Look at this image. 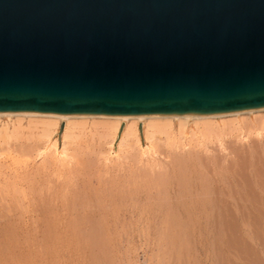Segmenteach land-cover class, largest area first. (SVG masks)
<instances>
[{"label":"rangeland","instance_id":"1","mask_svg":"<svg viewBox=\"0 0 264 264\" xmlns=\"http://www.w3.org/2000/svg\"><path fill=\"white\" fill-rule=\"evenodd\" d=\"M241 118L246 140L225 118L223 150L215 138L210 152L194 140L190 156L168 160L162 146L157 162L138 147L105 161L98 134L75 130L81 139L68 148L81 162L63 168L50 154L16 153L36 147L24 121L23 139L0 158V264H264V112ZM26 188L34 200L24 203Z\"/></svg>","mask_w":264,"mask_h":264},{"label":"water","instance_id":"2","mask_svg":"<svg viewBox=\"0 0 264 264\" xmlns=\"http://www.w3.org/2000/svg\"><path fill=\"white\" fill-rule=\"evenodd\" d=\"M260 110L264 0H0V114Z\"/></svg>","mask_w":264,"mask_h":264},{"label":"bare ground","instance_id":"3","mask_svg":"<svg viewBox=\"0 0 264 264\" xmlns=\"http://www.w3.org/2000/svg\"><path fill=\"white\" fill-rule=\"evenodd\" d=\"M262 112H264V110L237 112V113L222 114V115H215V116H157V115H153V116H137V117H113V116H94V115L57 116V115H41V114H30V113H27V114H0V119L5 118L6 120L10 121L13 124L12 126L14 128V129H11L12 130L11 131L8 127L9 125H7L6 122H5V124L7 126L6 125L3 126V124L0 125V146H1L0 147V149H1L0 150V158L2 156H4V153L6 151L9 150L8 149L9 146H10V148H11V146H13L14 143L12 142L13 143L12 144L11 141L14 140V138H16L18 135H20V137L22 136L20 134L21 133L20 130L24 129V125H23L24 121L28 122L26 124H28L29 129L31 128V129L37 130V132L34 131V132H36L35 133L36 147H34L33 150L29 151L27 149V147L24 146V149H27L28 151L23 149L22 152L24 154L22 152L21 153L16 152V153H18L19 156L22 157L26 153H27L26 155L29 156L28 154H30L32 151H34L36 153L35 158L36 159H42V160H44V158L50 154L52 156V159H54L53 162L56 161L57 164L59 163L58 166L57 165L56 166L59 167L61 165V168H63L62 166L71 167L70 164L73 165L72 167H74L75 164L78 166V163L81 162L79 160L77 162L76 158L78 156L76 157L73 153H71L72 151L69 152V148H68V146H70L69 144H73V143H75V141H77L76 139H79V140L81 139L78 136V134L75 132V130H78L79 134L82 135L83 133H85V131H87L91 128V131H90L91 133L94 130L96 132V134H98L100 142H101V140H103L105 142L104 144L106 145V147H108V149L104 151V154H105L104 156L106 159L105 161H114L115 159L120 160V159H122L120 154H122L123 152H125L127 150L130 151L131 149H134L135 147H138L140 149V154H141L140 157H142V158H144V157L149 158L150 157V158H152V160L154 158L158 159L157 156H160L162 153V151H160V149H163L162 146H165L166 149H168L167 153L169 152L168 153L169 156L167 158H169L168 160H170V159H172V157L178 156V155L190 156L192 154V148L191 147H192V142L194 140H195L194 142H196V145L198 146V148L204 149V151H206V152H210L207 144L215 138L219 142V144L223 150L224 149V145H223L224 144V142H223L224 141V134H223L224 132L223 131H224L226 125H228L227 121H225L223 119L234 117L235 119H232V123L235 125L237 123L239 125L238 126L239 128L237 127V129H236V131H238V133H239L238 137L244 139L243 129L240 128L242 121H243L241 117L247 116V115L252 116L255 113H262ZM176 126H178V128H176ZM121 127H123V128H122V131L119 133V129ZM59 129H60V135L61 136L58 135ZM25 131H28V130H25ZM25 131H23V132H25ZM31 133H32V131H31ZM92 134H95V133H92ZM257 135L259 137H263V135H264V122H263L262 127H261V132H257ZM23 136L21 139H23ZM61 139H63V145L59 146V142ZM144 140L147 143V146L145 148L142 147V141H144ZM244 140H246V139H244ZM116 144L119 145V151L116 152L117 154L114 156L115 153H113V151H114V147H116ZM29 147L33 148L32 145H29ZM16 148H17V146L15 147L14 150H16ZM31 148H29V149H31ZM103 148H104V146H103ZM17 149H20V148H17ZM11 150H12V148H11ZM193 153H195V152H193ZM32 154H34V153H32ZM17 156L18 155H16V157ZM51 156H49L48 158L51 159ZM99 156H100V154H99ZM148 158H146V159L144 158V160H148ZM175 158H177V157H175ZM96 159H97V157H96ZM135 160H137V159H135ZM154 160H153V162H154ZM159 160H161V159H158L157 161H159ZM31 161H32V159H31ZM47 161L45 160V162H47ZM143 161L141 159L140 162H143ZM151 161H150V163H151ZM56 162H55V164H56ZM169 162L171 163V161H169ZM41 163L42 162H40V164ZM43 163H44V161H43ZM22 164H20V165H22ZM155 165H157V164H155ZM169 165H171V164H169ZM153 167H155V166H153ZM68 169H70V168H68ZM29 178H30V176H29ZM27 180L29 181V179H27ZM26 184L29 185V183H27V182H26ZM17 185H19V184H17ZM32 187H34V186H32ZM32 187L29 189L31 191L35 192L36 186L34 187V189ZM21 190H23V189H21ZM29 192L30 191H28V188H26V190L24 189L21 192V194H22L21 199L24 201V203H27L32 198L31 192L30 193ZM40 192L42 193V191H40ZM21 194H20V196H21ZM33 198H32V200H34ZM42 198H40L39 201ZM22 200H20V201H22ZM37 200H38V198H37ZM38 202H36V203H38ZM24 203H23V206H24ZM33 203H34V201H33ZM39 203H38V207L41 204V203L40 204ZM30 207H33V206H30ZM35 207L37 208V206H34V208ZM40 207H42V209H44L43 208L44 204L40 205ZM63 207H65V206H63ZM49 208H50V206H49ZM52 208H54V207H52ZM55 208H57V207H55ZM56 210H58V209H55V211ZM40 211H42V210H40ZM59 211H60V208H59ZM61 211L59 213H61ZM29 212H31V209ZM34 212H36V211L34 210ZM42 212H44V210Z\"/></svg>","mask_w":264,"mask_h":264}]
</instances>
